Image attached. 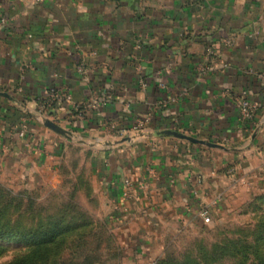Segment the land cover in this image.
I'll return each instance as SVG.
<instances>
[{
  "label": "crops",
  "instance_id": "0c3cea01",
  "mask_svg": "<svg viewBox=\"0 0 264 264\" xmlns=\"http://www.w3.org/2000/svg\"><path fill=\"white\" fill-rule=\"evenodd\" d=\"M51 88L102 104L82 116L68 103L43 109ZM244 90L258 104L252 121ZM111 120L128 132L107 133ZM77 134L105 144L95 170L132 238L151 243V228L163 229L139 264L160 256L173 229L204 223L203 206L217 217L262 186L264 0H0V154L54 160Z\"/></svg>",
  "mask_w": 264,
  "mask_h": 264
},
{
  "label": "rangeland",
  "instance_id": "374dc122",
  "mask_svg": "<svg viewBox=\"0 0 264 264\" xmlns=\"http://www.w3.org/2000/svg\"><path fill=\"white\" fill-rule=\"evenodd\" d=\"M98 142L73 135L54 160L0 154V232L25 233L16 241L0 236V264H139L144 254L155 256L153 236L163 229L152 227L151 243L141 245L120 224L95 170L105 145ZM238 245L246 258L227 255L215 264H264V184L212 213L209 224L173 229L147 264H209L214 250L232 254Z\"/></svg>",
  "mask_w": 264,
  "mask_h": 264
},
{
  "label": "built area",
  "instance_id": "2783aa9c",
  "mask_svg": "<svg viewBox=\"0 0 264 264\" xmlns=\"http://www.w3.org/2000/svg\"><path fill=\"white\" fill-rule=\"evenodd\" d=\"M20 1L25 4L38 5L45 2L46 0H20ZM78 70L81 73L85 72L84 66H80ZM160 85L161 87H165L164 84H160ZM57 103L59 104L68 103L76 108H79L80 116L83 115L82 114L83 109L85 108L97 109L102 104V102L99 99H91L89 101L77 104L76 101L74 100L72 93L66 88H61V89L51 88L46 92L45 96L38 101V105L43 109L51 108L54 104ZM257 111H258V104L256 102H253L250 99L249 92L247 90H244L240 97V112L242 117L245 120L252 121L255 119ZM144 127H145V122L141 121L138 122V124H136L133 129L134 131L138 132L142 130ZM102 128L108 132H112L113 134H117L119 136H123L128 132L127 129L120 127L118 121H112V120L104 122ZM238 182L240 186L243 187L250 186V183L246 179H240ZM132 185H133L132 180L129 179L125 180V186H126V191L124 192L125 197H129ZM216 203H217L216 201L213 202V205H215ZM200 216L202 217L203 222L205 224L211 223L212 211L210 206H203L200 211Z\"/></svg>",
  "mask_w": 264,
  "mask_h": 264
},
{
  "label": "trees",
  "instance_id": "16d2710c",
  "mask_svg": "<svg viewBox=\"0 0 264 264\" xmlns=\"http://www.w3.org/2000/svg\"><path fill=\"white\" fill-rule=\"evenodd\" d=\"M24 234L25 233H21L19 231H15V230L14 231H9V232H8V230H6L5 232H3V231L0 232L1 238H3V239H11V240H15V241L16 240H24L25 239V235ZM255 242H256V244H261V242H259L258 240H256ZM234 245H236L235 242H234ZM221 251L222 252H219L220 255H217L218 252H216V250H214V252L207 257V258H210V261L212 260L209 264H215L216 263L215 261L221 260L227 255L228 256L246 258V251H245V249L243 250L240 247V245H238V249L235 250L232 254L226 248L222 249ZM242 251H243V253H242ZM165 263H167V262L160 260L157 264H165ZM182 264H200V263L197 262V261H188V262H185V263H182Z\"/></svg>",
  "mask_w": 264,
  "mask_h": 264
},
{
  "label": "water",
  "instance_id": "95a60500",
  "mask_svg": "<svg viewBox=\"0 0 264 264\" xmlns=\"http://www.w3.org/2000/svg\"><path fill=\"white\" fill-rule=\"evenodd\" d=\"M47 125L50 128H52L53 130H55L56 132L60 133V134H63V135H66V136L68 135L67 131L63 130L62 128H60L58 126H55V125H53V124H51L49 122H47ZM166 135L175 136V137H178V138H181V139L189 140L190 142H194V143H203V144L211 145L210 143H207V142L192 138L190 136H187L185 134H182V133H179V132H175V131H159V132H156L154 134V136H166Z\"/></svg>",
  "mask_w": 264,
  "mask_h": 264
}]
</instances>
